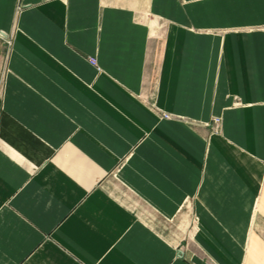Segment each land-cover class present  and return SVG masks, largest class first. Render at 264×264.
Returning <instances> with one entry per match:
<instances>
[{
  "label": "crops",
  "instance_id": "crops-1",
  "mask_svg": "<svg viewBox=\"0 0 264 264\" xmlns=\"http://www.w3.org/2000/svg\"><path fill=\"white\" fill-rule=\"evenodd\" d=\"M14 29L0 264H264V0H0Z\"/></svg>",
  "mask_w": 264,
  "mask_h": 264
},
{
  "label": "rangeland",
  "instance_id": "rangeland-1",
  "mask_svg": "<svg viewBox=\"0 0 264 264\" xmlns=\"http://www.w3.org/2000/svg\"><path fill=\"white\" fill-rule=\"evenodd\" d=\"M9 33L11 35V40L12 41H11L10 45L7 44V46H6L8 53H9L11 47H12V44H13L14 39L16 37L17 31H16V29H14V30L10 31ZM5 34H7V33H5ZM1 85H2V81L0 80V89H1ZM147 216L150 219L151 223H153L157 228H161L163 231L166 230V228H164V226H163L164 224L157 217H155L154 215H150V214H148ZM189 216H188L187 221L185 223V228H186L187 232L192 230V224L190 223L192 215H189ZM173 238L176 239V236H173Z\"/></svg>",
  "mask_w": 264,
  "mask_h": 264
},
{
  "label": "built area",
  "instance_id": "built-area-1",
  "mask_svg": "<svg viewBox=\"0 0 264 264\" xmlns=\"http://www.w3.org/2000/svg\"><path fill=\"white\" fill-rule=\"evenodd\" d=\"M11 35H10V33L6 36L1 30H0V45L3 43H5V45L7 46V44L8 45H10L11 44ZM91 61L93 62V63H95L96 64V59L95 58H91ZM165 116L166 117H169L170 115L169 114H165ZM215 121H216V123H218L219 122V118H216L215 119Z\"/></svg>",
  "mask_w": 264,
  "mask_h": 264
},
{
  "label": "bare ground",
  "instance_id": "bare-ground-1",
  "mask_svg": "<svg viewBox=\"0 0 264 264\" xmlns=\"http://www.w3.org/2000/svg\"><path fill=\"white\" fill-rule=\"evenodd\" d=\"M5 34V33H4ZM6 36L8 35V34H5Z\"/></svg>",
  "mask_w": 264,
  "mask_h": 264
}]
</instances>
